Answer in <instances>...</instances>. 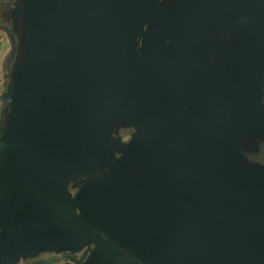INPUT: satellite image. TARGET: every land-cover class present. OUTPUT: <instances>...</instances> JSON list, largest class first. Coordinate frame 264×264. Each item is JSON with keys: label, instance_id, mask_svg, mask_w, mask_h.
Wrapping results in <instances>:
<instances>
[{"label": "water", "instance_id": "water-1", "mask_svg": "<svg viewBox=\"0 0 264 264\" xmlns=\"http://www.w3.org/2000/svg\"><path fill=\"white\" fill-rule=\"evenodd\" d=\"M17 6L14 65L0 97L10 101L2 221L23 228L13 250L47 245L54 231L64 237L51 223L53 204L65 181L93 175L77 196L81 220L138 261L72 223L70 242L98 249L90 264H120L103 250L125 264H264V0ZM234 20L242 22L234 60L161 70L137 56L138 40L150 50L193 47ZM122 126L137 133L116 158Z\"/></svg>", "mask_w": 264, "mask_h": 264}, {"label": "flooded vegetation", "instance_id": "flooded-vegetation-1", "mask_svg": "<svg viewBox=\"0 0 264 264\" xmlns=\"http://www.w3.org/2000/svg\"><path fill=\"white\" fill-rule=\"evenodd\" d=\"M17 4L18 0H0V24L9 29L10 35L16 42L18 41L15 19V11L18 8ZM244 22H247V19H245ZM239 23L234 20L232 25L230 24V26L221 32H208L205 34L204 42H199L197 46L193 47L188 45V48L185 46L180 49H164L160 46L156 48V46L151 45L153 48L150 50L147 49L145 41L138 40L136 42V53L140 59L149 55L154 61L155 67L161 70H165L168 63L172 61L176 62L177 60L191 59V61H193L196 59L199 64H202L201 68L204 67L203 65H205L206 62L214 64L215 61H220L224 57L226 58L225 60L231 61L234 60L235 57V50L232 42L233 30L236 26L241 25L242 22ZM195 55L196 58H194ZM222 55L225 56L221 57ZM13 65L14 63L11 68H9L7 75H10V70H12ZM174 67L179 68L178 65ZM197 69H199V67ZM187 72L188 63L187 65L182 66L181 74L186 75ZM7 83H9L8 79ZM9 102L10 101L4 103L3 108L1 109L0 127H2V130L0 136L2 137L5 134L4 112L9 106ZM136 133L137 129L130 126H122V128L115 131L113 137L118 141L116 158L122 157L119 149H124L133 140ZM4 175L5 173L0 174V247L2 248L3 244H5V247H8V250L6 253L1 254L0 264H90L92 255L98 249L92 243L80 246L81 243L70 242L73 238L66 232V228H77L72 226V223L84 228L86 232L102 237L114 247L121 256H127L134 259L126 250L115 244L106 234L94 229L91 223L81 220L82 213L76 203L77 196L80 192L82 183L87 181L93 175L76 176L65 181L61 198L59 197L56 203L53 204L54 210L56 211H54L55 214L52 217L53 219L51 223H54L53 225H56L64 231V237H62L61 232L54 231V235H57L56 239L49 242L47 245L27 244V249L25 250L20 252L13 250V245L15 246L16 242V233L21 231L22 227H16L15 223L9 222L8 220L2 221V218L6 217L7 211L5 205L2 206L6 199L5 192H8L9 194V191H6L8 188L4 181ZM51 223H49V225ZM56 226L55 229H58ZM24 228H28V226L25 225ZM61 239H69L67 240L69 242ZM16 243L18 244V242ZM103 253L114 258L120 264H125L122 259L114 257L109 251L103 250ZM134 260L138 261L137 259Z\"/></svg>", "mask_w": 264, "mask_h": 264}, {"label": "crops", "instance_id": "crops-1", "mask_svg": "<svg viewBox=\"0 0 264 264\" xmlns=\"http://www.w3.org/2000/svg\"><path fill=\"white\" fill-rule=\"evenodd\" d=\"M13 54L14 45L9 29L0 24V91L4 89V86L7 89L8 83L6 77L8 76L9 68L14 63ZM1 104L4 103L0 102V108H2Z\"/></svg>", "mask_w": 264, "mask_h": 264}, {"label": "rangeland", "instance_id": "rangeland-1", "mask_svg": "<svg viewBox=\"0 0 264 264\" xmlns=\"http://www.w3.org/2000/svg\"><path fill=\"white\" fill-rule=\"evenodd\" d=\"M5 89H6V88H5V86H4V89H2V90L0 91V97L2 96V93L5 92ZM1 106H2V108H3V104H1ZM2 108H0V119H1V109H2Z\"/></svg>", "mask_w": 264, "mask_h": 264}]
</instances>
